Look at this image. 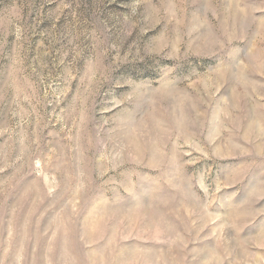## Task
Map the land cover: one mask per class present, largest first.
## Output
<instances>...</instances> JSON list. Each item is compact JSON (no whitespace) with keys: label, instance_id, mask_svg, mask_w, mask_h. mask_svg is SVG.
Returning <instances> with one entry per match:
<instances>
[{"label":"rangeland","instance_id":"obj_1","mask_svg":"<svg viewBox=\"0 0 264 264\" xmlns=\"http://www.w3.org/2000/svg\"><path fill=\"white\" fill-rule=\"evenodd\" d=\"M0 264H264V0H0Z\"/></svg>","mask_w":264,"mask_h":264}]
</instances>
